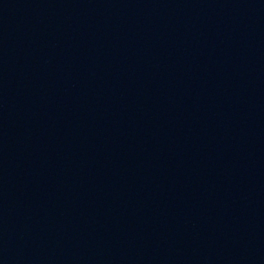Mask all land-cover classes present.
<instances>
[{"label":"water","instance_id":"obj_1","mask_svg":"<svg viewBox=\"0 0 264 264\" xmlns=\"http://www.w3.org/2000/svg\"><path fill=\"white\" fill-rule=\"evenodd\" d=\"M0 264H264V0H0Z\"/></svg>","mask_w":264,"mask_h":264}]
</instances>
